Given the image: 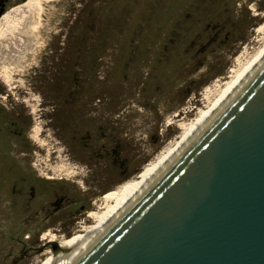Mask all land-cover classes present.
Here are the masks:
<instances>
[{"label": "rangeland", "instance_id": "1", "mask_svg": "<svg viewBox=\"0 0 264 264\" xmlns=\"http://www.w3.org/2000/svg\"><path fill=\"white\" fill-rule=\"evenodd\" d=\"M208 1L213 2L210 7L207 0H165L163 5L172 4L168 10L172 18L153 11V0H57L49 4L42 18L45 29L42 32L39 24L34 31L45 42L35 65L23 76H12L13 89L0 81V101L18 121L28 122L27 136L14 143L17 163L29 164L26 168L31 174L46 180L59 179L52 171L62 166L75 173L60 176L56 183L39 181L48 193L63 197L62 209L54 216L60 220L49 226L52 219L42 218L39 223L46 227L39 235L35 234L37 225H23L27 218L20 211L10 220L0 213V264L46 262L49 256L44 254L54 248L44 246L43 232L49 229L57 238L77 232L78 223L95 211L94 204L102 195L140 178L144 167L182 134V125L217 101L225 83L264 47L263 36L251 42L264 22V0ZM20 2H13L10 9ZM189 4L195 6L191 9ZM184 5L186 12L201 14L194 13L192 23L186 25V58L180 40L166 49L163 46ZM108 23L111 37L99 55L97 70L81 69L79 89L73 93L70 66L57 76L51 65L58 48L69 62L70 39L85 40L82 61L87 64V49L95 45L99 31L104 35ZM117 26L121 27L119 36L112 31ZM137 55L138 63L131 64ZM71 99L77 100L73 113L59 102ZM35 129L36 143L31 139ZM113 152L123 166H113ZM54 195L44 198L46 204ZM37 205L31 206L33 211Z\"/></svg>", "mask_w": 264, "mask_h": 264}, {"label": "water", "instance_id": "2", "mask_svg": "<svg viewBox=\"0 0 264 264\" xmlns=\"http://www.w3.org/2000/svg\"><path fill=\"white\" fill-rule=\"evenodd\" d=\"M68 264H264V57Z\"/></svg>", "mask_w": 264, "mask_h": 264}, {"label": "flooded vegetation", "instance_id": "3", "mask_svg": "<svg viewBox=\"0 0 264 264\" xmlns=\"http://www.w3.org/2000/svg\"><path fill=\"white\" fill-rule=\"evenodd\" d=\"M15 1L21 2L18 3L20 6H15L13 9H15L16 7H21L28 0H0V28L2 24L7 19H9L10 15L16 11L10 9V5ZM134 1L136 2V0ZM159 1L160 3L156 0H153V11L158 10V13H160V15L166 12V16L163 17L172 18L173 15H170L168 11L169 9H171L172 4L168 3L167 5H163V2L165 0ZM204 3H206L205 0ZM207 4L208 7H210L213 2L207 0ZM191 6L193 7L195 5L189 4V8L192 9ZM8 9L10 10L5 13ZM194 13H197V16H201L198 11L186 12L185 5L183 6L182 10L178 11V15H176L175 17L176 23L174 22V24L172 25V28L175 27V29H172L173 31L170 32L166 38V43L163 44V46L165 45V49L166 46H172L180 40L181 42H183L182 50L184 57L186 58V25L192 23L191 18L194 16ZM75 24L76 23L72 24V30L74 31L78 30V27ZM109 26H111V24L108 23V25H105V27L103 28L105 29L104 35L101 32L102 30L98 32L97 37L94 39L95 45H91L90 48L87 49V52L90 53L87 55V57L89 58L87 64L82 61L84 59V55L82 54L85 53V49L83 48L85 45H87V42L85 40H79L76 36L70 39L69 62L62 59V49L58 48V53H56L54 59L55 61L53 64L51 63V65L55 66V72L57 71V76L63 74V71L67 72V66H70V90L73 93L74 91H77L79 89L78 72L81 69H85L87 70V72L91 73H94L97 70V61L100 60L99 55L104 52L108 43V39L111 37V35H109L108 33ZM182 27L184 29L181 30L180 34L177 33ZM112 29L115 34H118L117 36L121 34V27L117 26L116 28L113 27ZM59 45H61V43H59ZM11 55L14 57L11 58L10 63L12 66H17L19 72H24V68H30L32 65H34L31 63V61H29V57L25 56L24 54L11 53ZM138 60V55L137 57L132 56L131 64L138 63ZM29 64H31V66H29ZM85 64L86 67H84ZM59 102H62L67 107H70L72 109L70 112L73 113V110H75L73 109V107H75L77 100H60ZM27 129L28 122L25 120L18 121L13 113L6 107V105L0 101V213H5L3 215L10 217V220L11 216L15 212L20 211L27 218L25 219L23 225H25V227L26 225L29 226L30 224L34 225V227L37 225V227L34 229L37 230L35 234L39 235V233H41L46 227H43V225H40L39 223L42 218L52 219V221L48 224L49 226L58 223V221L60 220V217L56 218L54 216L58 215L62 209L63 197L58 196L56 192H53V194H55L53 201L50 204H46L44 198H49L53 196V194L48 193L46 189L40 185L39 181L56 183L57 180H46L42 177L38 178L37 176L31 174L30 171L26 168L29 166V164L28 166H26L25 164H19L15 161L14 143L21 137L27 136ZM112 161L113 166L117 163L119 166H123V162L119 161L118 155L115 152H113ZM25 194H28L25 199H19L20 196H24ZM34 203L38 204V208L33 211L31 206L34 205ZM36 220H38V222Z\"/></svg>", "mask_w": 264, "mask_h": 264}, {"label": "bare ground", "instance_id": "4", "mask_svg": "<svg viewBox=\"0 0 264 264\" xmlns=\"http://www.w3.org/2000/svg\"><path fill=\"white\" fill-rule=\"evenodd\" d=\"M56 1L57 0H28L25 4L19 7L12 17L10 16L9 19L2 24L0 28V81L8 90L14 88L12 86V76L16 74L23 76L29 69L24 68V72H19L17 66H12L10 62L11 58L14 56H12L11 53L24 54L29 57V61L35 65V57L43 49L45 42L42 40L43 38L36 35L34 31L40 24L42 25L41 31L43 32L46 26L44 27L42 18L48 11L49 4ZM261 19L264 20V16L261 17ZM36 22L38 23L36 24ZM263 33L264 22L256 29L254 40L251 42H256V39L261 38L262 36L264 37ZM263 57L264 47L261 48L253 58H251L245 69H243L231 81L225 83V89L217 101L210 103L205 110H200L194 120L186 125H182V134L175 140L172 146L169 145L170 147L168 146V148L161 151L153 162L148 163L144 167L143 175L140 178L127 180L114 190L102 195L94 204L95 211L88 212L86 221L78 223L77 232L72 233L70 237L63 238H57L53 231H50L49 229L43 232L40 240L45 242L44 246H51L54 248L52 253L49 251L44 254L49 256L44 263L68 264L77 250L81 246L87 244L92 235L99 231L100 228L104 226L105 222L115 215L118 209L144 185L149 176H152L158 168L162 167L166 161L186 143V141L194 134L195 129L210 116L211 112L219 107L221 102L230 95L231 91L239 85L242 79L253 68L257 66ZM29 66H31V64H29ZM203 94H208L207 89L204 90ZM177 117H179V115H177ZM38 136V130H33L31 139L35 143ZM59 168L60 169L57 170L54 169L55 172L52 171L53 175L59 177L57 180L63 178H60V176L72 177L75 173V170L71 167H68V170H62L64 166ZM63 171L66 173H63ZM88 222L89 224H87Z\"/></svg>", "mask_w": 264, "mask_h": 264}]
</instances>
